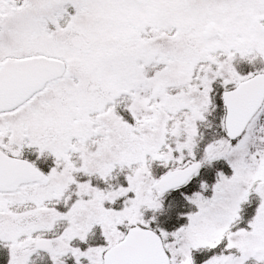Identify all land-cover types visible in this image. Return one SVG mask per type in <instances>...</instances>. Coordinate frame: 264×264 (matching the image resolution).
<instances>
[{"label":"snow or ice","instance_id":"6c2138e0","mask_svg":"<svg viewBox=\"0 0 264 264\" xmlns=\"http://www.w3.org/2000/svg\"><path fill=\"white\" fill-rule=\"evenodd\" d=\"M0 264H264V0H0Z\"/></svg>","mask_w":264,"mask_h":264}]
</instances>
